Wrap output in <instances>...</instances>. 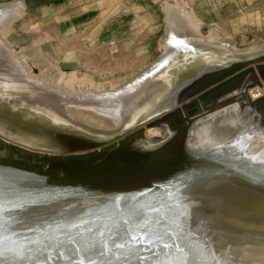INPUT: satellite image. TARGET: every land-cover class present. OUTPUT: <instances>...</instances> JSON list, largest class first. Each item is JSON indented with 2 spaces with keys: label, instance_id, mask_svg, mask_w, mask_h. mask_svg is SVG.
<instances>
[{
  "label": "bare ground",
  "instance_id": "6f19581e",
  "mask_svg": "<svg viewBox=\"0 0 264 264\" xmlns=\"http://www.w3.org/2000/svg\"><path fill=\"white\" fill-rule=\"evenodd\" d=\"M191 26L186 18L169 23L171 30L178 31ZM3 31L7 37L6 29ZM2 42L8 51H0V209L5 210L0 220L6 227L30 220L36 228L34 236L9 233L12 238L21 241L22 247L26 238H31L39 248L43 246L40 234L44 233L57 237V244L62 243L65 248L70 244L73 248H83L82 243H73L65 233L81 239L79 231L83 228L78 231L75 224L87 221V226L99 227L107 233L97 238L98 246L102 239L109 241L106 253L73 252L71 259L50 253L52 259L48 264H213L216 258L209 254L212 250L201 252L195 239L202 238L195 234L199 235L212 217L227 213L228 209L222 206L228 198L237 201L264 195V162L260 163L256 157L264 155V145L258 140L256 143L245 140V144L254 145L249 146V151L239 146L243 151L234 154L247 156L248 161L243 159V163L230 165L228 169L221 166L207 169L210 172L203 174L201 170L213 156L206 146L250 136V131L264 137V43L238 48L230 42L221 45L202 38L186 41L171 52L161 53L149 69L136 73L128 83L104 88L97 95L88 85L73 88L75 74L66 76L54 53H46L48 66L57 70L55 76L48 77L36 73L28 63V54L21 47L16 49L8 37ZM65 61L73 64L70 59ZM221 80L209 94L199 95ZM72 91L78 99L70 97ZM69 103L109 115L115 127L82 122L69 111ZM206 104L213 110L205 113ZM150 122L154 125L146 128L145 123L151 125ZM249 139L254 138L251 135ZM29 150L38 155L28 153ZM81 151H85L84 155L64 154ZM176 163L182 167L175 169L173 176L186 174V178L182 175L178 180L173 179L174 183L166 187L164 182L173 176L167 175L168 170L159 172ZM208 166H212L209 161ZM161 177L162 180L156 181ZM125 200L139 201L141 205L146 201H162L163 211L147 215L148 230L169 225L182 230L183 239L176 242L184 243L183 255L174 250L170 255L162 252L160 245L147 242L142 230L136 234L143 236L145 242L131 245L137 254H130L127 248L122 251L113 248L111 240L118 239L120 233L135 224L127 211L121 215L114 213L115 207L122 206ZM257 207L261 210L264 206ZM229 210L232 215V208ZM127 220L132 223H124ZM257 222L261 223L258 219ZM262 226L259 227L264 229ZM214 240L206 245L214 244ZM243 242L237 251L228 250L235 249L232 247L223 250V264H252L249 257L254 252L260 253L254 249L262 246ZM251 250L254 251L250 254ZM39 255L42 258V253ZM36 256L34 253L29 259H14L10 264H35Z\"/></svg>",
  "mask_w": 264,
  "mask_h": 264
},
{
  "label": "rangeland",
  "instance_id": "374dc122",
  "mask_svg": "<svg viewBox=\"0 0 264 264\" xmlns=\"http://www.w3.org/2000/svg\"><path fill=\"white\" fill-rule=\"evenodd\" d=\"M20 4L23 8L19 7ZM11 16L13 19L10 18ZM185 18L192 23L190 28L180 31L170 29V22ZM10 19L13 22H11L12 20L9 21ZM8 21L11 23L9 24ZM7 23L8 25L3 27ZM0 26L1 52L6 53L8 51L4 48L2 42L7 41L8 37L16 49L21 47L20 50L28 54V63L34 71L48 77L55 76L57 70L48 66L46 53H54L61 61L60 67H62L64 74L66 76L72 73L75 74L76 80L72 81L73 88L87 87L88 85L96 90L97 95H101V90L104 88L112 89L124 84L126 81L128 83L139 72L149 69L163 53L171 52L186 41L202 38L206 42L217 41L221 45L230 42L232 46L238 48L264 43V0H0ZM4 29H6L7 37L3 31ZM65 59H70L73 64L67 63ZM70 97L78 99L73 91ZM225 104L226 101L221 106ZM67 108L84 123L98 127H115L107 114L99 113L76 103H69ZM203 109L205 113L213 110L209 107V104L203 105ZM150 123L151 125L145 123L146 126H144L151 128L154 123ZM145 127L142 128L143 130L140 133L144 134ZM147 132L149 131L147 130L146 134ZM151 133L158 134L153 131ZM250 133L254 139L256 138L255 140L249 139L251 135H247L206 146L207 152L213 151V156L207 159L212 166L209 167L208 161L205 162L204 166L206 168L201 169L202 174L210 172L209 170L219 169L220 166L228 169L230 165L243 163V159L248 161L247 156L234 154L241 153L244 149L249 151V148L259 141L264 145V137H259L256 131H250ZM253 134H255V137ZM238 138L243 141L241 142ZM245 140L246 142L250 140L253 142L258 141L249 145L245 144ZM239 146L244 149L241 150L238 148ZM203 152L205 151L203 150ZM256 157L260 163L264 162V155H256ZM239 159L243 161L240 162ZM180 166L182 167L181 163H176L169 169H161L162 171L160 170L159 173L168 170L170 173L167 175L173 176L175 169ZM182 175L183 178H186V174H178L168 179L164 184L168 187ZM162 178H158L156 181H160ZM257 196H255V199L241 198L237 201L232 200V197L228 198L223 202L222 207L230 211L229 209L232 208L233 210L235 208L233 206L237 204L235 205L237 210H233L236 214L231 215L232 212L227 211L230 219L227 217L228 214L226 213V215L223 212V215L212 217V221L207 222L206 228L203 227L200 230L199 227V235L197 233L195 235L197 238L201 237L202 239H195V245L199 247L201 252L212 250L209 254L212 253L214 258H218L214 260L213 264H223V250L232 247L235 249L228 250L237 251V248L241 249L240 243H244L243 241L261 244V248L256 247L253 249H257L260 253V250L264 251V229L259 227L261 224L264 228V195ZM238 204L246 206L247 209L241 205L242 207H240L243 209L240 208V210L239 207L237 208ZM246 204H253L251 205L252 208ZM255 204L263 208L261 207L262 209L259 210L260 207ZM249 207L252 210H248ZM222 216H225V218L223 219ZM233 217L235 218L233 219ZM257 219L259 223L261 222L260 224H258ZM216 220H219V224ZM202 230L204 232L201 233ZM201 234L204 236L207 234V237H203ZM222 238H225V240ZM209 239L211 240L208 241ZM212 240H214V244H210ZM208 242L210 243L206 245ZM206 246H209L210 249ZM221 246H223V249ZM213 248L217 250L214 249L216 253H213ZM254 250H251L250 254ZM263 251L261 254L254 252L253 254L256 256L249 255L252 264H264Z\"/></svg>",
  "mask_w": 264,
  "mask_h": 264
},
{
  "label": "snow or ice",
  "instance_id": "6c2138e0",
  "mask_svg": "<svg viewBox=\"0 0 264 264\" xmlns=\"http://www.w3.org/2000/svg\"><path fill=\"white\" fill-rule=\"evenodd\" d=\"M147 195V194H145ZM165 204L162 201H146L144 204H140L139 201H123L122 206L117 205L114 209L115 215H121L123 212L127 211L129 216L134 218L135 224L129 229L126 228L122 233L119 234V238H113L111 240V246L118 251L128 249L130 254H137L133 252L131 245L137 243L143 244L145 242L143 236L137 235L138 230L145 232L147 236V242L150 244H158L161 246L162 252H167L169 255L171 251L183 255L185 251L184 243H177V240L183 239V232L177 231L171 225L165 228H159L153 231H149L147 227V215L149 213L158 214L163 211ZM5 211L0 209V214ZM124 223H132V220L124 221ZM155 223V221H153ZM34 221L23 220L18 221L10 227H6L3 220H0V264H10L12 260L29 259L32 258L34 253L37 254L35 264H48V261L52 259L50 253H55L58 257L63 259L64 257H69L71 259V253H79L80 251H87L90 253H99L104 255L109 247V241L107 239H102L99 241V246L97 242L98 237H105L107 233L101 231L99 227L93 229L88 225L87 221H81L76 223L75 227L78 231L83 228V231H79L81 239L72 237L70 233H65L69 240L73 243H82L83 248H73L71 244L65 248L63 244H57V237L54 235L40 234V243L42 247H37V244L31 238H26L22 242L13 239L9 233L20 235L22 233H31L36 235V228L33 226ZM175 234V235H174ZM11 253V255H9ZM21 253L23 256L21 257ZM42 253V258L39 254ZM83 264V262H81Z\"/></svg>",
  "mask_w": 264,
  "mask_h": 264
},
{
  "label": "water",
  "instance_id": "95a60500",
  "mask_svg": "<svg viewBox=\"0 0 264 264\" xmlns=\"http://www.w3.org/2000/svg\"><path fill=\"white\" fill-rule=\"evenodd\" d=\"M222 81H223V80H221L220 82H217V83H215V84H213V85H211V86L205 88L202 92L199 93V95H201V93L209 94L208 92L212 91L213 88H214L215 86H219V84H220ZM2 142H3V144H8V142H5V141H3V140H2ZM28 149H29V148H28ZM31 151H32V152H31ZM84 152H85V151H81V152H69V153H64V154H65L66 156H79V155H84V154H83ZM28 153H30V154H32V155H38V154H35L36 152H34V150H29ZM37 153H38V152H37ZM25 163H26V162H25Z\"/></svg>",
  "mask_w": 264,
  "mask_h": 264
}]
</instances>
